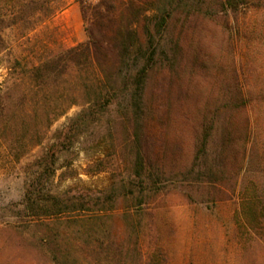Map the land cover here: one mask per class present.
<instances>
[{
  "label": "rangeland",
  "instance_id": "374dc122",
  "mask_svg": "<svg viewBox=\"0 0 264 264\" xmlns=\"http://www.w3.org/2000/svg\"><path fill=\"white\" fill-rule=\"evenodd\" d=\"M101 1L55 0L28 30L25 8L11 16L0 84L14 101V62L86 43L82 9ZM136 1L146 58L101 107L71 106L34 147L36 119L15 103L0 119V264H264V0Z\"/></svg>",
  "mask_w": 264,
  "mask_h": 264
},
{
  "label": "trees",
  "instance_id": "16d2710c",
  "mask_svg": "<svg viewBox=\"0 0 264 264\" xmlns=\"http://www.w3.org/2000/svg\"><path fill=\"white\" fill-rule=\"evenodd\" d=\"M54 1L25 0V7L10 13L5 9L6 5L0 4V53L7 49L3 30L17 24L13 18L10 19L11 16H24L25 8V30L31 29L34 25L31 18L37 14L50 16ZM142 7L136 0H102L91 9H82L85 20L88 22L89 19L86 43L63 49L37 64L23 65L16 60L11 70H16L17 80L23 86L18 91L20 96L17 103L13 96L16 91L10 80L0 84V119L15 114L11 112L12 103L21 108L16 112L21 118L25 119L26 116L36 119V123L26 129L28 144L34 147L41 143L42 134L52 122L65 115L71 106L82 103L93 108L101 107L113 90L112 79L118 78L132 54L134 62L138 58H146L141 46L137 47V25L141 21ZM148 56V60H151L152 56ZM145 69L138 71L132 83L135 96L140 95ZM22 131L23 134L13 140L14 145L23 149L15 153L16 159L25 154V126ZM157 256H152L149 264H161Z\"/></svg>",
  "mask_w": 264,
  "mask_h": 264
}]
</instances>
